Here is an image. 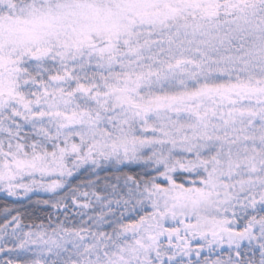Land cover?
Masks as SVG:
<instances>
[{
	"label": "snow or ice",
	"instance_id": "snow-or-ice-1",
	"mask_svg": "<svg viewBox=\"0 0 264 264\" xmlns=\"http://www.w3.org/2000/svg\"><path fill=\"white\" fill-rule=\"evenodd\" d=\"M0 264H264V0H0Z\"/></svg>",
	"mask_w": 264,
	"mask_h": 264
}]
</instances>
